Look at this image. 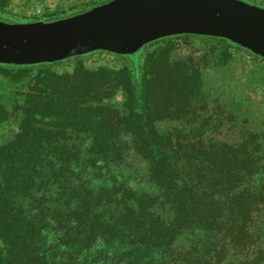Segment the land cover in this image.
<instances>
[{"label":"trees","instance_id":"obj_1","mask_svg":"<svg viewBox=\"0 0 264 264\" xmlns=\"http://www.w3.org/2000/svg\"><path fill=\"white\" fill-rule=\"evenodd\" d=\"M142 71L139 83L130 74L119 84L124 113L104 104L107 84L90 85L86 99L75 89L46 100L55 84L32 87L19 133L0 146V264H264L259 152L160 134L156 84ZM8 118L0 107V124ZM131 149L157 192L96 186L92 176L124 164Z\"/></svg>","mask_w":264,"mask_h":264},{"label":"rangeland","instance_id":"obj_2","mask_svg":"<svg viewBox=\"0 0 264 264\" xmlns=\"http://www.w3.org/2000/svg\"><path fill=\"white\" fill-rule=\"evenodd\" d=\"M105 1L0 0V18L16 25L44 23L49 17H67ZM240 1L264 9V0ZM143 68L149 70L151 84H156L151 104L159 119L155 127L160 134L204 137L212 141L206 147L232 149L245 145L259 152L253 164L264 171V59L228 39L197 35L160 39L132 55L93 52L54 63L0 64V107L9 114L0 124V146L19 133L25 119L22 107L35 84H55V90L44 93L46 100L59 99V90L61 95L75 89L85 94L90 85L107 84L109 95L104 104L124 113L126 94L119 84L130 74L139 83ZM109 84H113L112 91ZM79 128L74 132H93ZM47 129L71 132L70 128ZM187 146L201 148L194 142ZM102 174L101 179L91 175L96 186L106 180L109 185L116 182L138 193L157 192L149 182L148 162L134 149L124 164L108 172L104 169ZM257 183L264 188V172Z\"/></svg>","mask_w":264,"mask_h":264},{"label":"water","instance_id":"obj_3","mask_svg":"<svg viewBox=\"0 0 264 264\" xmlns=\"http://www.w3.org/2000/svg\"><path fill=\"white\" fill-rule=\"evenodd\" d=\"M179 35L228 39L264 59V9L240 0H112L51 23L0 21V64L54 63L93 52L132 55Z\"/></svg>","mask_w":264,"mask_h":264}]
</instances>
